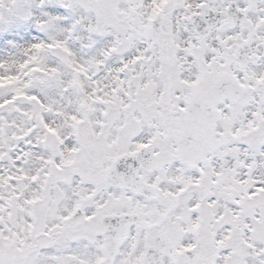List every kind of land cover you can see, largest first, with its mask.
Listing matches in <instances>:
<instances>
[{
  "label": "snow or ice",
  "instance_id": "obj_1",
  "mask_svg": "<svg viewBox=\"0 0 264 264\" xmlns=\"http://www.w3.org/2000/svg\"><path fill=\"white\" fill-rule=\"evenodd\" d=\"M0 264H264V0H0Z\"/></svg>",
  "mask_w": 264,
  "mask_h": 264
}]
</instances>
